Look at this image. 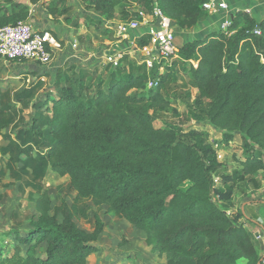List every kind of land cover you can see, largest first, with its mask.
I'll return each instance as SVG.
<instances>
[{
  "label": "trees",
  "instance_id": "trees-1",
  "mask_svg": "<svg viewBox=\"0 0 264 264\" xmlns=\"http://www.w3.org/2000/svg\"><path fill=\"white\" fill-rule=\"evenodd\" d=\"M40 1L0 0V26L28 20L31 4ZM132 1L147 18L158 6L183 29L207 14L208 0ZM84 2L105 20L143 18L130 15L125 0ZM68 10L65 0L49 5L53 16ZM103 19L91 21L103 27ZM65 20L79 26L78 16ZM230 30L179 47L175 62L190 74L187 91L176 95L184 97L183 111L163 91L166 75L128 54L103 65L106 75L100 66H72L57 74L52 89H44L41 75L20 89L0 88V135L8 140L0 146V204L1 188L19 182L36 211L28 228L17 223L6 233L12 247L0 249V264H87L107 224L98 210L92 220L89 210L103 206L145 231L167 264H262L256 235L240 222L241 212L228 210L236 188L246 181L259 187L264 170V20L239 13ZM150 40L146 33L137 44ZM150 78L157 84L147 89ZM168 112L175 120L164 119ZM196 122L219 131L225 146L240 135L244 155L234 159L240 168L229 170L208 131L185 129ZM49 171L69 177L59 194L75 193L53 212L44 183ZM6 176L12 181L4 183ZM76 218L92 222V230Z\"/></svg>",
  "mask_w": 264,
  "mask_h": 264
},
{
  "label": "crops",
  "instance_id": "crops-1",
  "mask_svg": "<svg viewBox=\"0 0 264 264\" xmlns=\"http://www.w3.org/2000/svg\"><path fill=\"white\" fill-rule=\"evenodd\" d=\"M51 1L52 0H41L38 3L31 4L30 16L28 19L35 28L50 30L60 41L61 46L53 49V56L50 63L41 64L30 59L6 60L0 58V68H2L4 64H11L13 77L16 79H23L24 84L27 85L31 80L41 75L43 80L46 82L48 81L44 89H52L57 74L62 70H66L72 66H77L78 68H89L92 67V65L100 66L105 59V55L109 51L112 52L111 47L114 46L115 49L119 45L118 40L120 34H122L124 38H126V36H130L131 38L129 43L133 44V48L130 47L131 44L123 45L124 50L130 52V58L137 59L139 62L143 60L145 62L149 59V52L145 50L144 47H140L137 44V38L146 34L151 27H158V17H144L141 20L138 19L141 22L140 27L135 29L128 28L121 33L120 30L116 29L117 24L121 25V19L114 18L112 20H105L97 13L87 11L83 4L84 0H65L66 6L69 8L68 12L56 16H53L49 11ZM125 1H127V4L124 8L130 15L135 13H139L140 15V13H143L136 2L132 0ZM224 1L228 4L227 9L210 11L205 8L207 14L201 18L199 23L192 29H183L170 18L178 47L186 42L202 39L208 35L223 31L221 22L225 17L233 22L239 13H246L255 18L259 23L264 20V0ZM68 15L78 16L79 26L68 23L65 20ZM92 19L105 20V23H107L105 26L110 28V30L104 32L105 26H97L95 22L91 21ZM93 24H95V26H93ZM7 131L9 130H3V132ZM220 139L222 141L221 133ZM235 142H237V156L243 158L244 154L241 148L242 139L240 135H236ZM224 147L227 148L228 146L224 145ZM227 162L230 171L241 167L237 160L233 159ZM256 178L259 187H255L254 182L246 181L236 188L228 212L231 214L241 212L240 222H243L245 226L256 235L259 255L263 257L264 260V170H260ZM114 218L115 220L113 219V222L104 220L107 224L99 241L106 240V235L109 236V234H107L109 230H116V228L118 230L119 227H125V236L127 238L125 244L121 245L122 239H119V237L113 238L109 247L104 248V245H102L103 248L100 246L99 250L92 252L87 258V264H167L166 255L160 254L158 250L153 249L152 246L147 244L145 231L133 227L123 218H117L115 216ZM86 230L90 231L89 229ZM136 234L140 236L137 237ZM114 248H116V250H114Z\"/></svg>",
  "mask_w": 264,
  "mask_h": 264
},
{
  "label": "rangeland",
  "instance_id": "rangeland-1",
  "mask_svg": "<svg viewBox=\"0 0 264 264\" xmlns=\"http://www.w3.org/2000/svg\"><path fill=\"white\" fill-rule=\"evenodd\" d=\"M85 5V2H83ZM132 17H126L125 19L122 18L121 24H128L131 22ZM107 23H104V25ZM95 26V24H93ZM106 27V26H105ZM140 27V26H139ZM116 29L120 30L121 33H123L124 29L120 28V24L116 25ZM128 29V28H127ZM135 29V28H134ZM99 30V29H98ZM118 46L114 49V46L111 47L112 52H108L105 55V59L100 64V71L98 73L104 74V71L102 69V66L105 65L110 59H112L114 62V59H117L119 54L122 55L128 54L130 57V52L128 50H124V44H131L130 47L133 48V44L129 43L131 41L130 36H126V38L123 37L122 34H120V38L118 40ZM106 45V44H105ZM123 48V49H122ZM119 53V54H118ZM120 57V56H119ZM122 57V56H121ZM7 60V58H5ZM178 58L170 57V58H156L153 61V65L157 66V72L160 75H166L168 78L166 80V87L163 88V91L169 95L172 98L173 101V107H177L180 111H183L185 109V105L183 102L184 97L181 100V96L179 98H176V95L179 93L187 91V86L185 85L187 81L190 78L188 65L187 64H181L178 62H175ZM120 60V58H119ZM118 60V61H119ZM138 63H144L143 61H138L137 59H134ZM146 63V62H145ZM97 66V65H95ZM92 65V67H89V69H94L95 67ZM11 64L3 65L2 68H0V88H9L11 90L20 89L22 86H25L23 79H16L13 77V69ZM152 68V67H148ZM176 72V73H175ZM176 74V76H175ZM106 75V74H104ZM153 80L152 78L149 79L147 84V89L151 88L150 81ZM45 81V80H44ZM48 84V81H47ZM155 86V85H154ZM153 87V86H152ZM183 94V93H182ZM171 112H168L164 119L168 120H175L173 117H171ZM162 123V122H161ZM205 122H196L192 123L190 125H187L185 127L186 130L189 129H197V130H206L209 132L210 139L214 142V146L217 150L218 155H221V160L223 161H229L237 158L238 152H237V142L234 141L226 148L224 147L223 142L220 139V133L219 131L215 130L212 126L206 125ZM7 129H5L6 131ZM4 133V132H3ZM8 143V140L5 139L3 136L0 135V146L5 145ZM240 146V145H238ZM239 150V149H238ZM0 163L3 164V160L0 159ZM12 179L9 176H6L3 179L4 183L11 182ZM69 181L68 176H60L56 172L49 171L47 176L45 177L44 183L46 185V188L49 190L51 196L53 197V210L54 207L61 204L62 200L67 201L69 204L73 202L75 193L67 195L66 192H63L62 194H59L58 186L63 185L65 186L66 183ZM13 184H10L8 186H5L1 188V192L5 194V197L0 204V249H4V247L10 246L11 251V238L9 235H6L7 232H11L13 228H15V225L17 223H20V228L25 229L30 226V218L29 215L32 213H36L35 206L32 201L28 199L27 191L25 193H22L19 189V182H12ZM100 211V215L105 221L113 222L114 214L107 211V207L103 206L100 208V210L96 207H92L89 210L91 219H94V215L96 211ZM35 211V212H34ZM14 214H19V218H14ZM116 217V216H115ZM59 219L62 220V215H59ZM77 223L80 227L84 229L92 230V222L87 221L85 219H79L76 218ZM126 229L125 227H119L118 230L112 229L107 232L108 235H106L105 241H99L98 246L102 247L104 245V248L109 247L111 240L114 238L122 239L121 245H124L127 238L125 236ZM137 237H139V234H136ZM100 249V248H99ZM116 250V248H114ZM44 251V248L39 249V253Z\"/></svg>",
  "mask_w": 264,
  "mask_h": 264
},
{
  "label": "built area",
  "instance_id": "built-area-1",
  "mask_svg": "<svg viewBox=\"0 0 264 264\" xmlns=\"http://www.w3.org/2000/svg\"><path fill=\"white\" fill-rule=\"evenodd\" d=\"M204 8L210 11H218L227 9L228 4L224 0H208L204 3ZM154 12V18L158 17L159 20L158 27L153 26L147 31L151 34V40L149 44L144 46L150 54L149 59L145 61L148 67L153 66V61L156 58L178 57L179 49L170 18L165 16L158 6H155ZM140 15L145 17L143 13ZM140 23L138 19H134L128 24H121L120 28L124 30L127 28L134 29L138 28ZM221 24L223 31L229 34L233 32L230 30L232 21L229 18H223ZM255 31L261 33L258 28ZM59 46H61L60 41L50 30L37 29L28 20L0 26V58H7V60L30 59L41 64H48L52 60L53 49ZM119 56L114 59L115 64L118 63L122 54ZM195 65L197 64L195 63ZM156 84V81H150L151 87ZM218 156L221 158V155ZM262 264H264V260Z\"/></svg>",
  "mask_w": 264,
  "mask_h": 264
},
{
  "label": "water",
  "instance_id": "water-1",
  "mask_svg": "<svg viewBox=\"0 0 264 264\" xmlns=\"http://www.w3.org/2000/svg\"><path fill=\"white\" fill-rule=\"evenodd\" d=\"M259 26V25H258Z\"/></svg>",
  "mask_w": 264,
  "mask_h": 264
}]
</instances>
